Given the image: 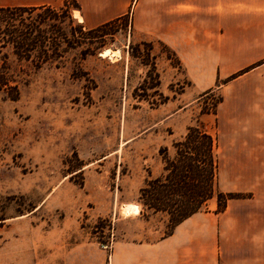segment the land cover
Wrapping results in <instances>:
<instances>
[{"label":"rangeland","instance_id":"374dc122","mask_svg":"<svg viewBox=\"0 0 264 264\" xmlns=\"http://www.w3.org/2000/svg\"><path fill=\"white\" fill-rule=\"evenodd\" d=\"M25 1L0 0V6ZM64 1L78 11L76 0L54 5ZM125 16L114 40L85 60L75 51L60 68L8 61L19 98L0 91V239L8 230L32 243L63 233L110 248L115 240L152 241L171 231L168 215H126L122 205L140 212L145 181L165 174L162 150L173 158V143L188 127L201 125L218 137L221 94L200 93L176 53L157 41L152 50L142 46L141 56L154 57L160 94L145 90L150 67L129 47L148 38L133 34L131 15ZM106 49L119 54L101 57Z\"/></svg>","mask_w":264,"mask_h":264},{"label":"crops","instance_id":"0c3cea01","mask_svg":"<svg viewBox=\"0 0 264 264\" xmlns=\"http://www.w3.org/2000/svg\"><path fill=\"white\" fill-rule=\"evenodd\" d=\"M76 2L88 28L130 14L133 34L148 38L141 42L166 44L200 93L220 92L217 186L246 197L229 200L222 212L214 200L209 211L162 238L120 239L110 248L63 233L32 243L8 230L0 239V264H264V0Z\"/></svg>","mask_w":264,"mask_h":264},{"label":"trees","instance_id":"16d2710c","mask_svg":"<svg viewBox=\"0 0 264 264\" xmlns=\"http://www.w3.org/2000/svg\"><path fill=\"white\" fill-rule=\"evenodd\" d=\"M74 2V7L80 10L79 4ZM125 19L124 15L88 28L74 18L72 6L66 1L60 6H0V91H4L12 101L19 98L17 85H11L8 66L11 58L31 64L35 69L45 66L60 68L75 51L79 52L80 61L85 60L106 47L107 41L114 40L121 31L119 23ZM159 44L168 49L163 43ZM142 46L152 50L154 42L131 44L130 56L150 67L147 75L152 77V83L144 81V89H153L154 93L160 94L161 80L156 63L152 62L154 57L151 58L150 54L147 59L141 56ZM167 99L164 98L160 104ZM217 147L216 136L201 125L188 127L185 136L173 143V158L168 155L167 148L162 150L165 174L158 178L149 175L140 189L138 202L142 205L141 213L147 210L168 215L172 227L170 234L182 221L205 211L213 199L217 201V212H222L229 200L245 198L243 194L218 190Z\"/></svg>","mask_w":264,"mask_h":264},{"label":"bare ground","instance_id":"6f19581e","mask_svg":"<svg viewBox=\"0 0 264 264\" xmlns=\"http://www.w3.org/2000/svg\"><path fill=\"white\" fill-rule=\"evenodd\" d=\"M73 16H74V18H76L78 20V22H80V23L83 22V19L80 15L79 11L75 10L73 12ZM118 54H119V50H113L112 51L110 49H106L100 53V56L104 57V58L109 57L111 59L112 57L117 56ZM121 209L123 211V214L131 215V214H133V212H135L137 210V207L135 204H123Z\"/></svg>","mask_w":264,"mask_h":264}]
</instances>
